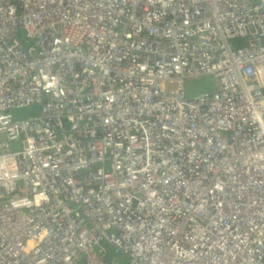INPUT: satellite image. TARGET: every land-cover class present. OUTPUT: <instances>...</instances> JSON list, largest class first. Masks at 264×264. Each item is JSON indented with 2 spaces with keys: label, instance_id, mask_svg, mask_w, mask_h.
Wrapping results in <instances>:
<instances>
[{
  "label": "built area",
  "instance_id": "2783aa9c",
  "mask_svg": "<svg viewBox=\"0 0 264 264\" xmlns=\"http://www.w3.org/2000/svg\"><path fill=\"white\" fill-rule=\"evenodd\" d=\"M263 171L264 0H0V264H264Z\"/></svg>",
  "mask_w": 264,
  "mask_h": 264
},
{
  "label": "rangeland",
  "instance_id": "374dc122",
  "mask_svg": "<svg viewBox=\"0 0 264 264\" xmlns=\"http://www.w3.org/2000/svg\"><path fill=\"white\" fill-rule=\"evenodd\" d=\"M188 89L193 93L213 90L219 87L218 81L212 76H204L199 79H192L187 83Z\"/></svg>",
  "mask_w": 264,
  "mask_h": 264
},
{
  "label": "bare ground",
  "instance_id": "6f19581e",
  "mask_svg": "<svg viewBox=\"0 0 264 264\" xmlns=\"http://www.w3.org/2000/svg\"><path fill=\"white\" fill-rule=\"evenodd\" d=\"M249 163H254L253 161H249ZM264 172V171H263ZM256 186V185H254ZM259 203L260 204H263L262 202H259L258 199L254 198V199H251L248 201L246 207H249V210L253 212V216L258 219L259 221L261 222H264V220L262 219V213L258 210L259 209ZM250 222V225L252 224L251 221ZM255 224H253L254 226ZM256 241V240H255ZM262 248V247H261ZM263 248H264V245H263ZM262 248V249H263ZM264 250V249H263Z\"/></svg>",
  "mask_w": 264,
  "mask_h": 264
},
{
  "label": "trees",
  "instance_id": "16d2710c",
  "mask_svg": "<svg viewBox=\"0 0 264 264\" xmlns=\"http://www.w3.org/2000/svg\"><path fill=\"white\" fill-rule=\"evenodd\" d=\"M38 111V107H27L26 109L24 110H20L19 111V114L20 115H26V116H29L30 114H36Z\"/></svg>",
  "mask_w": 264,
  "mask_h": 264
},
{
  "label": "water",
  "instance_id": "95a60500",
  "mask_svg": "<svg viewBox=\"0 0 264 264\" xmlns=\"http://www.w3.org/2000/svg\"><path fill=\"white\" fill-rule=\"evenodd\" d=\"M245 220H246V223L244 222ZM245 220L242 219L243 223L240 224V228H241V229L247 228V227L249 226V223H247V219H245ZM255 224H256V223H255ZM238 226H239V225H238ZM218 227H221V226L218 225ZM261 241H262V248H263L264 237L261 238ZM263 249H264V248H263Z\"/></svg>",
  "mask_w": 264,
  "mask_h": 264
},
{
  "label": "clouds",
  "instance_id": "9594fccd",
  "mask_svg": "<svg viewBox=\"0 0 264 264\" xmlns=\"http://www.w3.org/2000/svg\"><path fill=\"white\" fill-rule=\"evenodd\" d=\"M30 107H33V106H30ZM37 113H38V111H37ZM37 113H36V114H37ZM36 114H30L29 116H32V115H34V116H35Z\"/></svg>",
  "mask_w": 264,
  "mask_h": 264
},
{
  "label": "flooded vegetation",
  "instance_id": "af4514ba",
  "mask_svg": "<svg viewBox=\"0 0 264 264\" xmlns=\"http://www.w3.org/2000/svg\"><path fill=\"white\" fill-rule=\"evenodd\" d=\"M27 107H25V108H23V109H21V110H24V109H26ZM23 116H25V115H23Z\"/></svg>",
  "mask_w": 264,
  "mask_h": 264
}]
</instances>
